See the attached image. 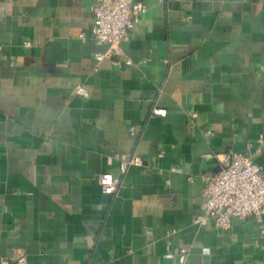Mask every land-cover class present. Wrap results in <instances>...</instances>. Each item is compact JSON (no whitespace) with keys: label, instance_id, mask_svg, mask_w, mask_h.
Here are the masks:
<instances>
[{"label":"crops","instance_id":"0c3cea01","mask_svg":"<svg viewBox=\"0 0 264 264\" xmlns=\"http://www.w3.org/2000/svg\"><path fill=\"white\" fill-rule=\"evenodd\" d=\"M131 1L147 10L116 67L87 0H0V259L264 264V216L195 224L207 155L264 171V0Z\"/></svg>","mask_w":264,"mask_h":264},{"label":"built area","instance_id":"2783aa9c","mask_svg":"<svg viewBox=\"0 0 264 264\" xmlns=\"http://www.w3.org/2000/svg\"><path fill=\"white\" fill-rule=\"evenodd\" d=\"M93 18L91 35L96 44H107L108 52L95 54L98 62L113 54L117 57L112 64L116 67L130 65L124 58L121 45L128 42L130 33L139 22L147 8L144 4L131 0H87ZM81 40L86 36L82 33ZM30 46V43H25ZM76 95L87 98L86 90L77 86ZM153 116L164 117L165 110L153 109ZM196 114H192L194 118ZM130 134L135 135L131 128ZM261 142V139H259ZM216 161L218 170L213 175L203 178L204 212L196 218L195 224L212 225L218 230H228L233 220L245 221L253 219L262 221L264 216V171L257 167L250 157L227 151L223 154L207 155ZM137 164L133 158L121 160V171L127 166ZM100 191L104 195H113L118 183L111 174L98 177ZM187 249H179L178 256L184 260ZM0 264H27L23 256L0 259Z\"/></svg>","mask_w":264,"mask_h":264}]
</instances>
